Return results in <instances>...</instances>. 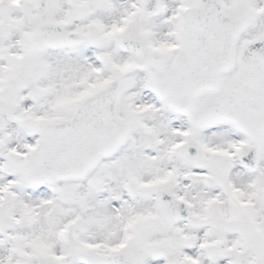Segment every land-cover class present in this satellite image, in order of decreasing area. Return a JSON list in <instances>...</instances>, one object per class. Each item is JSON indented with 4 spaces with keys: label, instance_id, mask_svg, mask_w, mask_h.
Returning a JSON list of instances; mask_svg holds the SVG:
<instances>
[{
    "label": "snow or ice",
    "instance_id": "obj_1",
    "mask_svg": "<svg viewBox=\"0 0 264 264\" xmlns=\"http://www.w3.org/2000/svg\"><path fill=\"white\" fill-rule=\"evenodd\" d=\"M0 264H264V0H0Z\"/></svg>",
    "mask_w": 264,
    "mask_h": 264
}]
</instances>
